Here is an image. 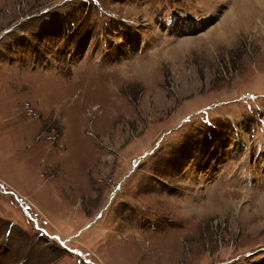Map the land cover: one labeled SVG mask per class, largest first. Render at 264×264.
<instances>
[{
  "label": "rangeland",
  "instance_id": "rangeland-1",
  "mask_svg": "<svg viewBox=\"0 0 264 264\" xmlns=\"http://www.w3.org/2000/svg\"><path fill=\"white\" fill-rule=\"evenodd\" d=\"M0 264H264V0H0Z\"/></svg>",
  "mask_w": 264,
  "mask_h": 264
},
{
  "label": "bare ground",
  "instance_id": "bare-ground-1",
  "mask_svg": "<svg viewBox=\"0 0 264 264\" xmlns=\"http://www.w3.org/2000/svg\"><path fill=\"white\" fill-rule=\"evenodd\" d=\"M246 1V3H248V4H251V5H254L255 6V4H258V2H260L261 0H245ZM260 5V4H259ZM257 7H259V6H257ZM232 14H234V13H232ZM232 14H230L231 16H232ZM224 29V28H223ZM225 31V30H224Z\"/></svg>",
  "mask_w": 264,
  "mask_h": 264
}]
</instances>
